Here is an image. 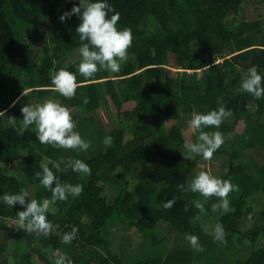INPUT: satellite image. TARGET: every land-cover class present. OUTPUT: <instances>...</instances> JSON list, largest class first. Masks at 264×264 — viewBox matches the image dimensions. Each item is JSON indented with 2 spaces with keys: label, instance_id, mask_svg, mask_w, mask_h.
I'll return each instance as SVG.
<instances>
[{
  "label": "trees",
  "instance_id": "16d2710c",
  "mask_svg": "<svg viewBox=\"0 0 264 264\" xmlns=\"http://www.w3.org/2000/svg\"><path fill=\"white\" fill-rule=\"evenodd\" d=\"M245 1L107 0L120 14L117 28L131 29L132 46L120 72L111 76L101 70L85 80L78 72L80 61L66 64L81 46L76 33L80 18L73 14L60 20L80 1L0 0V112L5 113L0 116V197L26 190L29 199H50L51 192L36 176L42 172V164L62 184L83 186L78 197L58 201L55 214H47L51 223L59 225L48 237L37 238L15 225L8 226L24 208H11L0 199V264H10L9 251L13 264H37L36 257L43 264H55L56 259L49 257L54 252L65 254L72 264H264V210L256 213L250 204L254 195L264 196V163L245 154L249 150L264 152V97L256 99L241 90L250 67L255 66L264 77V18L228 22L230 15L240 14ZM259 2L264 4V0ZM61 68L73 72L81 84L72 99L52 90L51 77ZM85 97L87 104L83 103ZM49 98L70 110L88 113H95L110 100L118 117L123 116L122 126L108 132L112 143L104 151L98 148L103 135L88 118L77 129L90 142L86 152L40 144L35 125L19 134L21 108ZM126 105L130 110H124ZM220 106L232 115L218 129H205L219 131L224 137L211 161L222 168L217 178L230 180L239 191L229 194L234 211L226 214L212 212L211 205L219 201L215 197L208 200L203 223L221 224L226 245L214 242L201 221L194 219L199 210L193 201L203 197L178 188L193 179L200 163L206 162L201 156L188 159L183 155V132L191 114ZM9 117L16 118L15 128L8 123ZM72 117L83 119L78 113ZM242 122L245 129L237 133ZM127 133L131 138L127 139ZM197 136L194 133V142ZM69 158L87 163L91 174L70 169L56 172L53 162ZM13 163L25 180L6 172V166ZM130 174L136 177V184L127 178ZM101 184L109 189L112 203ZM173 197L175 205L165 210L163 204ZM246 219H253L251 228H245ZM161 223L179 236H198L204 250L174 246L168 254L133 262L128 260L132 255L110 250L111 227L134 228L144 243L155 238ZM73 226L78 228L77 236L71 244H64L62 236ZM259 239L262 242L257 246Z\"/></svg>",
  "mask_w": 264,
  "mask_h": 264
},
{
  "label": "clouds",
  "instance_id": "9594fccd",
  "mask_svg": "<svg viewBox=\"0 0 264 264\" xmlns=\"http://www.w3.org/2000/svg\"><path fill=\"white\" fill-rule=\"evenodd\" d=\"M109 13H113L109 17ZM75 14L80 18V24L76 28L81 46L79 55L81 57L78 72L85 80H90L96 74L105 70L111 73H118L121 66L128 60V50L132 46L133 36L131 29H118L117 24L120 14L107 3V0H95L87 2L80 0L79 6H73L70 12H65L60 16L61 21H65ZM51 86L54 92L59 93L66 99H72L76 95V90L81 87L77 82V77L73 72L61 68L51 77ZM241 90L252 95L256 99L264 97V77H262L255 66L248 69L247 78L241 84ZM84 104L89 103L87 97ZM23 114L22 128L17 129L19 134H23L31 125H35L36 135L39 143L50 145L57 149L86 152L90 148V142L85 141L79 131L77 124L73 120L69 108L59 102L49 98L43 103L35 105H25L21 108ZM0 112V116H4ZM232 115L230 110L220 106L218 110H211L207 113L193 112L188 120L190 133H198L196 142L188 140L184 144L185 158L192 159L201 156L205 161H210L214 153L224 144L223 134L219 131H205L208 128H219L223 121ZM8 123L16 127V118L9 117ZM104 143L111 145L112 138L106 137ZM63 165V167H62ZM56 172H72L90 175V166L80 159L69 158L53 162ZM42 172H37L40 185L51 192V198H44L41 201L29 199V192L21 190L18 194L5 193L3 203L11 208L20 205L23 211L16 213L17 219L14 221L18 230L34 233L37 238L48 237L54 233L59 225H54L48 220V213L55 214L54 205L59 202H67L69 197H78L83 192L80 184L61 183L57 175L47 164L41 165ZM178 188L185 192L199 193L203 200L193 201V206L199 210V215L194 219L201 221L203 230L213 237L214 242L225 244L226 232L221 224H204L203 214L205 213V203L215 197L219 202L211 205L212 212L226 214L234 209L230 208L229 194L238 192L239 187L230 180L220 179L208 171H200L187 184H178ZM175 198L163 204L165 210L171 209L175 205ZM188 210L187 208L185 209ZM78 228L72 227L70 232H65L62 236L64 244H71L76 238ZM186 241L196 251L202 252L203 246L199 243V237L192 234L185 235ZM55 264H72L68 257L60 253L55 260Z\"/></svg>",
  "mask_w": 264,
  "mask_h": 264
},
{
  "label": "rangeland",
  "instance_id": "374dc122",
  "mask_svg": "<svg viewBox=\"0 0 264 264\" xmlns=\"http://www.w3.org/2000/svg\"><path fill=\"white\" fill-rule=\"evenodd\" d=\"M70 1H80V0H70ZM264 18V4L260 3L259 0H246L245 3H243L240 14L238 15H230L228 17V22H233L232 24H237L240 21H250V20H260ZM40 50V49H39ZM39 56L41 57V53H39ZM81 59L79 55V49L72 53L66 61V64L70 65L73 63L79 62ZM172 74H175L176 69L172 71ZM111 73V72H110ZM114 73H111V76ZM202 74V73H200ZM246 79V78H244ZM58 102V101H57ZM37 101H33L31 105H35ZM60 103V102H59ZM124 110H130V106L126 105L124 106ZM71 114H79L83 119L82 120H74L77 124V129L82 127V124L85 122V120L92 119L95 124L98 126L97 133L101 132L103 135L102 145H99L98 148L102 149L103 151L106 150L108 145L104 143L106 137L109 136V131H111L116 126H122L123 116L118 117L116 108L112 104L110 100H107V103H104L103 108L97 110L95 113H88L84 109H74L70 110ZM76 129V130H77ZM245 129V124L242 122L238 125L236 132L240 133L243 132ZM184 140L185 142L188 140H191L194 142V133H190L188 125L186 127V130L183 132ZM127 139L131 138L129 133L126 135ZM233 135H231L230 138H232ZM185 149V148H184ZM248 156H253L256 158V160L259 163H264V152L261 151H255V150H249L245 153ZM200 171H208L214 176H219V174L222 172V168L219 166L218 163L210 161L201 162L198 168L196 169V173L198 174ZM6 172L14 175L18 178H21L25 180L23 177V174L21 173L20 169L13 163L11 165L6 166ZM128 179L131 180L132 185L137 183L136 177H134L132 174L127 176ZM103 187V194L107 197L108 202L112 203L114 201L113 196L110 195L109 189L104 186V184H101ZM250 204H253L255 208L256 213H260L264 210V196L262 194H256L251 198ZM259 216V215H258ZM253 219H246L245 220V228H251L253 225ZM264 223V220L261 221ZM261 223V224H262ZM8 226L15 225V223H6ZM112 232V245L110 247V250L113 253L123 255H132L129 257V261H139V259H149V257H153L156 255H160L163 252L167 251V254L173 249L174 246H182L188 249L194 250L189 243L186 241L185 236H179L175 232H173L168 225L161 223L158 226L157 234L155 238L147 239L143 243V239L141 235L134 229V228H128V229H121V227H111ZM262 240L259 239L257 241V246L260 245ZM42 249V248H41ZM196 251V250H194ZM61 252H54L50 253L49 257L52 261L58 258V254ZM6 257L9 260L10 264L14 263V260L11 255V251L9 253H6ZM128 258V257H127ZM37 264H43L38 260L36 257L35 259Z\"/></svg>",
  "mask_w": 264,
  "mask_h": 264
}]
</instances>
